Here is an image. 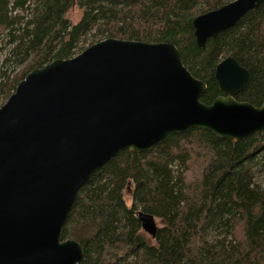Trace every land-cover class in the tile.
I'll return each instance as SVG.
<instances>
[{
    "label": "trees",
    "instance_id": "1",
    "mask_svg": "<svg viewBox=\"0 0 264 264\" xmlns=\"http://www.w3.org/2000/svg\"><path fill=\"white\" fill-rule=\"evenodd\" d=\"M234 0H0V107L32 70L68 60L94 41L174 45L206 85L200 102L225 96L216 66L232 57L250 74L234 99L264 103V3L199 49L195 17ZM80 21L66 18L73 6ZM93 45V44H91ZM25 66L9 76L4 68ZM132 185V188H131ZM130 192L131 205L125 202ZM161 223L152 239L138 213ZM61 240L76 241L82 264H264V138L239 142L191 130L153 150L121 152L79 191Z\"/></svg>",
    "mask_w": 264,
    "mask_h": 264
},
{
    "label": "water",
    "instance_id": "2",
    "mask_svg": "<svg viewBox=\"0 0 264 264\" xmlns=\"http://www.w3.org/2000/svg\"><path fill=\"white\" fill-rule=\"evenodd\" d=\"M263 3L234 0L195 17L196 46ZM214 75L225 96L204 105L206 85L174 45L118 39L28 73L0 107V264H82L81 246L61 240L62 229L80 189L121 152L146 153L191 130L264 138V103L234 99L249 72L227 57ZM138 219L154 239L156 219Z\"/></svg>",
    "mask_w": 264,
    "mask_h": 264
},
{
    "label": "rangeland",
    "instance_id": "3",
    "mask_svg": "<svg viewBox=\"0 0 264 264\" xmlns=\"http://www.w3.org/2000/svg\"><path fill=\"white\" fill-rule=\"evenodd\" d=\"M81 17H82V10H80L77 5L73 6L69 10V12L66 16V18L68 19V21L70 22L71 25L77 24L80 21ZM92 41H93V38L89 35L86 38L85 43L81 46L82 49L77 52L76 56L79 55L80 53H82L88 47L92 46L91 44L94 45V44L98 43V42H96L97 40L94 41L95 43H93ZM5 55H6L5 53L0 52V65H1L3 59L5 58ZM23 69H25V66H22L19 68H13L11 66V68H9V69L4 68L2 71L8 70L7 73L9 74V76L13 77L15 74L21 73L23 71ZM131 188H132V185H131ZM124 197H125V202H126L127 206H130L132 203L131 197H130V192H126ZM156 225L158 226V228H160L162 226L158 219H156Z\"/></svg>",
    "mask_w": 264,
    "mask_h": 264
}]
</instances>
